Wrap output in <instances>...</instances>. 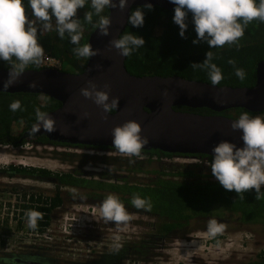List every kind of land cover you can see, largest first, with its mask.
Listing matches in <instances>:
<instances>
[{"label": "trees", "instance_id": "trees-1", "mask_svg": "<svg viewBox=\"0 0 264 264\" xmlns=\"http://www.w3.org/2000/svg\"><path fill=\"white\" fill-rule=\"evenodd\" d=\"M24 5L31 18V9L28 0H23ZM259 0H257V3ZM144 25L141 28L128 25L123 35L135 34L145 41L144 47L134 49L127 57L126 68L128 72L136 77H182L190 81H198L211 84L209 70L204 67H191L193 64L203 63L206 53L211 51L213 58L211 63L221 70L223 80L216 86L231 88H253L257 82V69L264 62V23L253 21L245 27L244 36L237 44L225 45L222 48L210 49L207 43L193 44L197 39L192 23L191 14L188 17V28L185 32L186 38L179 35L180 29L173 22L174 11L165 10L160 7H152V10L144 9ZM94 12L91 8V0L86 1L85 7L78 10L77 18L83 28L80 46L88 44L91 34L97 29L95 25L98 17L93 14L92 22L88 23L84 17L86 12ZM109 8H105L101 15L109 17ZM55 26V22L53 21ZM122 35V36H123ZM38 41L44 48V54L60 59L64 66L61 70L73 74H81L85 71L89 58L77 57L72 49L77 47L70 41L66 33L60 38L54 30L43 31L38 34ZM235 61L230 64L229 61ZM12 63H15L13 60ZM42 65V64H41ZM29 65L28 70H42V66ZM237 68H242L245 78L239 79L235 75ZM9 62L0 61V70H10ZM19 101L20 108L13 111L10 105ZM61 107V103L49 97L39 94H9L0 92V146H19L20 140L37 122L36 110L44 113H52ZM177 111L191 112L195 114L216 115L207 109H183ZM247 112L250 116L264 117V113L254 114L244 109H232L225 111L220 116L238 120L241 114ZM113 113V111H112ZM15 124H23L21 137H15L13 127ZM28 139L25 140V142ZM33 144L70 146L49 141L46 137H32ZM24 144V143H23ZM86 148L85 146H77ZM96 149V148H93ZM101 150L117 151L116 149L102 148ZM142 158L125 159L126 174H109L102 171L98 175H91L80 170H72L67 173H52L44 169L11 167L0 173L6 176H30L44 175L53 179V185L57 191L52 198L33 196L31 201L24 199L23 208L26 212L34 210L43 213V219H50V215L57 208L62 207L64 195L62 190L66 188L85 191L83 197L99 199L103 201L109 194H113L125 205L127 210L134 213L152 216L158 221L155 225L156 240L164 241L172 237H184L187 229L194 222L215 219L217 222H237L241 227L262 226L264 229V197L256 199L255 190L243 194L241 198L234 191L225 190L215 179L211 172L212 156L205 155H179L164 153L159 150L141 152ZM187 158L197 160L193 164H166L164 162L174 158ZM133 163V164H132ZM109 165V164H107ZM174 166L176 168H174ZM172 167L173 171L167 168ZM115 168V169H119ZM139 174L149 176L146 181L131 178L130 175ZM111 175L116 176L113 178ZM119 175V176H117ZM136 179L137 182H132ZM264 192V187L261 189ZM68 195H73L68 193ZM134 195H139L150 201L151 207L138 209L131 203ZM37 231L40 222L37 221ZM45 224L42 223V226ZM225 229V228H224ZM220 235L216 239H220ZM152 238L150 239V241ZM154 240V239H153ZM165 240V241H166ZM149 241V242H150ZM4 246V243H2ZM145 245V244H144ZM143 245V246H144ZM128 248L119 251H108L98 261L90 264H123L128 254ZM1 264V263H0ZM248 264H264V249L260 251L255 260Z\"/></svg>", "mask_w": 264, "mask_h": 264}, {"label": "clouds", "instance_id": "clouds-1", "mask_svg": "<svg viewBox=\"0 0 264 264\" xmlns=\"http://www.w3.org/2000/svg\"><path fill=\"white\" fill-rule=\"evenodd\" d=\"M174 4L173 22L179 27V35L185 37L188 28V17L191 14L194 31L197 39L193 44L207 43L210 49L222 48L225 45L237 44L245 34V27L253 22L264 23V0H169ZM86 0H28L31 9V18L23 0H0V61L9 62L11 71L8 79L4 81L3 88L15 85L29 65L39 66L45 59L44 48L38 41V34L43 31L54 30L60 38L67 33L73 45V53L80 58H92L99 54V50H93L91 44L80 46L83 28L77 18L78 10L85 7ZM129 0H91V8L94 12H86L84 19L92 22L93 14L99 19L95 27L100 36H108L111 20L108 16L101 15L105 8H119L123 11L128 7ZM136 8L131 12L128 23L133 27L141 28L144 25V11ZM144 9L152 10L150 3ZM55 22V26L53 25ZM111 48L118 51L122 57H128L134 49L144 47L145 41L135 34H128L111 40ZM213 53L208 51L203 63L193 64L191 67H204L209 70V78L212 86L218 85L223 80L221 70L216 64L211 63ZM13 60L15 63H12ZM235 64V61H229ZM235 75L243 80L245 72L237 68ZM37 87L35 82L29 85ZM105 90H97L93 81L87 82V87L80 90V94L92 100L104 113H111L118 109L119 97L111 98V87L104 85ZM163 95L167 96V90ZM110 101V102H109ZM13 111L20 108L19 101L10 105ZM39 121L37 130L41 127L48 133L55 132V120L47 113L36 110ZM233 131H242L241 139L243 147L238 148L230 142H221L213 148V160L211 172L219 184L227 191H234L241 198L243 194L255 190L256 199L264 197L261 191L264 187V117L250 116L247 112L240 115L238 120L231 124ZM140 123L130 120L122 126H116L112 130V145L123 156L142 158V149L149 143L146 137L141 135ZM23 139V138H22ZM21 139V140H22ZM132 205L138 209L151 207L150 201L134 195ZM100 212L106 222H114L115 225H126L131 216L125 205L119 198L109 194L99 205ZM30 228L37 227V221L43 214L34 210L26 213ZM225 226L212 219L208 223V235L215 239L222 234ZM120 245H114L119 250Z\"/></svg>", "mask_w": 264, "mask_h": 264}, {"label": "water", "instance_id": "water-1", "mask_svg": "<svg viewBox=\"0 0 264 264\" xmlns=\"http://www.w3.org/2000/svg\"><path fill=\"white\" fill-rule=\"evenodd\" d=\"M118 4V0H114ZM160 7L174 11L169 0H129L123 11L109 8L111 26L108 36H100L98 28L91 34L88 44L99 54L88 59L85 71L73 74L52 69L24 71L19 81L5 90L3 83L10 70H0V92L9 94H39L61 103L49 113L55 120L56 131L48 133L39 121L26 133L46 137L49 141L72 146L115 149L112 130L134 120L142 127L141 135L149 140L144 151L159 150L169 154L205 155L213 157V148L221 142H230L242 148V131H233L236 119L220 116L232 109H244L254 114L264 113V62L257 69V82L253 88L212 86L182 77H136L126 68L127 57L111 48L110 41L123 35L133 8ZM93 81L97 90L111 87L110 100L119 97L113 113H104L92 100L80 94L87 82ZM35 82L37 87L29 85ZM167 90L168 95H163ZM110 102V101H109ZM207 109L216 115L177 111ZM26 134L24 135V140Z\"/></svg>", "mask_w": 264, "mask_h": 264}, {"label": "rangeland", "instance_id": "rangeland-1", "mask_svg": "<svg viewBox=\"0 0 264 264\" xmlns=\"http://www.w3.org/2000/svg\"><path fill=\"white\" fill-rule=\"evenodd\" d=\"M89 2L90 0H86ZM66 67V66H65ZM67 70L73 71L70 67ZM13 132L15 137H21L23 124H15ZM32 137L20 140L19 146H0V172L9 170L11 167L44 169L52 173H67L72 170H80L91 175H98L102 171L111 174L125 175V159H139L138 157H127L118 151H109L91 148H69L53 145L33 144ZM28 139L26 142L25 140ZM24 143V144H23ZM197 160L187 158H174L166 164H193ZM109 164V165H107ZM133 164V163H132ZM119 169H115V168ZM174 168H176L174 166ZM173 171L172 167L167 168ZM126 171V170H125ZM0 173V263L1 264H90L98 261L104 252L119 251L128 248V254L123 264H248L255 260L257 255L264 249V229L262 226L241 227L237 222L225 224V229L220 239L210 238L208 235L207 221L194 222L187 229L184 237H172L168 240H156L155 225L158 223L152 216L134 213L127 210L131 216L126 225H115L114 222H106L102 214L100 217L82 213L84 227L82 238H92L90 243L80 244L74 233L70 232L74 240L82 248L79 256L84 260L71 259L68 257V247H64L65 241L63 217L68 213L78 216L80 209L91 206L100 212L99 199L83 197L85 191L66 188L62 192L65 197L64 203L58 211L53 213L54 231L50 234L53 242L45 239L31 238V230L23 223V217L15 215L19 212V193L6 189L4 194L2 188L13 187L12 183L17 181L2 179ZM117 175V176H119ZM113 178L116 176L111 175ZM132 178L146 181L147 175L132 174ZM137 182L136 179H131ZM20 185L28 187L26 193L40 195L43 198L55 196L56 187L50 183H36L29 179L20 181ZM15 193H14V192ZM72 193L73 195H68ZM83 206V207H82ZM85 206V207H84ZM22 209V208H21ZM90 212L92 210L90 209ZM96 213V212H95ZM15 217V218H14ZM97 217V218H96ZM62 218V219H61ZM89 219V221H88ZM94 220H97L95 223ZM224 225V222H218ZM81 232V233H82ZM36 234V233H33ZM218 237V236H217ZM152 240L150 241V239ZM81 239V238H80ZM154 239V240H153ZM65 240V241H64ZM90 241V240H89ZM150 241V242H149ZM4 243V246L2 245ZM119 244V250L114 249ZM145 244V245H144ZM144 245V246H143ZM88 248L92 253H88Z\"/></svg>", "mask_w": 264, "mask_h": 264}, {"label": "built area", "instance_id": "built-area-1", "mask_svg": "<svg viewBox=\"0 0 264 264\" xmlns=\"http://www.w3.org/2000/svg\"><path fill=\"white\" fill-rule=\"evenodd\" d=\"M42 68L43 69H52V70H56V71H61L65 68L63 62L58 59V58H55V57H52L50 55H45V59L44 61L42 62ZM83 207V206H82ZM85 207V206H84ZM86 209H80V211H78V216L76 213H73V217L72 216H69V214L67 213L64 217H63V223L61 224V226L63 227V231H61L63 233V235L65 236L64 239L67 240L70 242V243H67L65 240V243L64 244V247H70L68 249V252H67V255L68 257H71V259H80L82 256H79L81 253H84L85 251L81 252V247L78 245V243L75 244V242H73V247H71V242L74 240V237H72L73 235L70 234V232H73L74 235H75V239L83 245V243H90L92 241V238H82L83 237V232L82 230H84V227L87 223L83 222V219H82V213L80 212H83L84 214H88V215H92V216H96L98 215L97 217H100L101 216V213H98L97 210H95L94 208H92L91 206H86L85 207ZM59 209H61V207L57 208L55 211H58ZM90 209L92 210V212H90ZM54 211V212H55ZM51 213L50 215V219H49V223L47 224V227L46 228H43L40 232V231H37L36 229H31V233H29V236L32 238L33 236L35 238H39V239H45L47 241H51L53 242L52 238L50 237L51 233L54 231V223L52 222L53 220V213ZM96 212V213H95ZM21 213L19 212V215ZM96 217V218H97ZM18 218H21L18 217ZM62 219V218H61ZM89 221V219H88ZM94 222L96 223L97 220H94ZM82 232V233H81ZM33 233H36V234H33ZM81 238V239H80ZM90 240V241H89ZM75 241V240H74ZM88 253H92V249L91 248H88ZM81 260H84L83 257Z\"/></svg>", "mask_w": 264, "mask_h": 264}, {"label": "flooded vegetation", "instance_id": "flooded-vegetation-1", "mask_svg": "<svg viewBox=\"0 0 264 264\" xmlns=\"http://www.w3.org/2000/svg\"><path fill=\"white\" fill-rule=\"evenodd\" d=\"M183 109H186V108H183ZM184 112V111H183ZM28 137H33V136H30V135H27L26 134V136H25V138H28ZM64 145H66V144H64ZM70 146H72V145H70ZM63 147H67V145L66 146H63ZM70 148V147H69ZM71 148H79V147H77V146H74V147H71ZM86 148H91V147H86ZM85 148V149H86ZM91 149H93V148H91ZM96 149H102V148H96ZM2 179H6V180H9V181H11V180H15V181H17V182H15V183H12L13 185V187H7V186H5V188H2V194H4V193H6L5 192V190L8 188V189H10V190H14V191H16L17 189H19V190H22L19 194V204H20V206L18 207V208H20L19 209V212L21 213L20 215H19V212L15 215V217H23L24 219H23V223L25 224V225H27L28 226V228L31 230L32 228H30L29 227V225H28V218H27V215H26V213H28V212H26L25 210H24V208H23V204H25L26 202H24V199L26 198L27 199V201H31V199H32V197L33 196H40V195H36V194H31V193H26L25 191H29V189H28V187H25V186H23V185H20V181H26V179H29L30 181H32V182H36V183H50V184H52L53 182V179L52 178H47L46 176H44V175H30V176H14V177H10V176H6V175H2V177H1ZM11 182H14V181H11ZM13 191V192H14ZM15 193V192H14ZM22 208V209H21ZM43 214V213H42ZM14 217V218H15ZM39 222H40V229H43V228H46L47 227V224L49 223V220L48 219H46V220H44L43 219V216H42V218L41 219H39L38 220ZM42 223H44L45 225L44 226H42ZM37 227H38V224H37ZM36 229V228H35ZM34 230V229H33Z\"/></svg>", "mask_w": 264, "mask_h": 264}, {"label": "bare ground", "instance_id": "bare-ground-1", "mask_svg": "<svg viewBox=\"0 0 264 264\" xmlns=\"http://www.w3.org/2000/svg\"><path fill=\"white\" fill-rule=\"evenodd\" d=\"M73 233V232H72Z\"/></svg>", "mask_w": 264, "mask_h": 264}]
</instances>
